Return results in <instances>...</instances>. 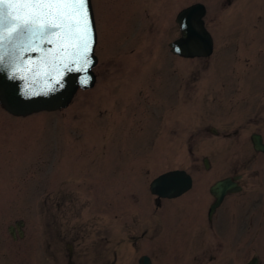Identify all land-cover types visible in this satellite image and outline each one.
Masks as SVG:
<instances>
[{"label": "rangeland", "instance_id": "rangeland-1", "mask_svg": "<svg viewBox=\"0 0 264 264\" xmlns=\"http://www.w3.org/2000/svg\"><path fill=\"white\" fill-rule=\"evenodd\" d=\"M156 1L166 2L167 7L173 2L91 0L97 31L96 80L90 89L78 90L68 107L27 117L12 116L0 107V264H21L13 254L24 244L31 251L40 247V264H53L55 216L63 226H58L57 240L63 241L71 240L61 230L67 221L79 226L98 222L113 236L119 227L124 232L123 225L134 228L161 221L150 216L156 207L148 185L182 162L181 155L186 152L179 149L181 126L193 123L194 107L203 98L216 97L224 105L240 97L236 92L247 95V88L244 93L220 88V83L227 81L225 67L232 56L230 49L222 47L223 40L216 48V59L223 65L216 77L211 74L213 69L195 74L196 61H183L169 52L168 43L177 36L174 18L180 4L168 7L165 14L160 9L158 21L151 25L146 12L151 5L157 6ZM240 1L238 7L244 6L246 19L238 33H264V25L257 24L264 0ZM226 18L217 25V34L233 30ZM204 80L217 82L219 87L206 90L196 84ZM254 81L257 86V79ZM257 91V87L250 89L255 96ZM218 113L215 122L228 119L227 107ZM208 150L199 149V156ZM211 150L213 163L223 170L248 161L253 162V169L261 168L260 175L250 179L251 184L259 183L255 195L259 202L252 209L257 216L252 218V211L243 204L244 193L223 203L213 225L238 231L232 233L233 243H238L232 249L227 250L225 243L230 240H222L225 256H221L227 257V264H242L256 254L264 264V216L260 214L264 154L253 149ZM207 203L206 199L203 207ZM181 217V227L190 222L199 231L195 221L201 219V226L206 225L205 217L191 212ZM17 220L25 222V236L13 240L7 228ZM174 223L175 218L165 220L166 228ZM221 232L218 235H223ZM147 246L146 242L138 249L122 245L118 263L137 264L140 255L152 252ZM231 251L232 257L228 255ZM163 253L161 248L155 264H164Z\"/></svg>", "mask_w": 264, "mask_h": 264}, {"label": "flooded vegetation", "instance_id": "flooded-vegetation-1", "mask_svg": "<svg viewBox=\"0 0 264 264\" xmlns=\"http://www.w3.org/2000/svg\"><path fill=\"white\" fill-rule=\"evenodd\" d=\"M156 2L157 6L154 8L151 5L150 10L146 12L151 25L158 21L157 16L160 9L165 14L168 13L166 11L168 7L180 4V9L174 18V23H176V17L182 10L193 5L202 6L204 14L201 20L203 27L211 37V52L208 55L194 56L193 58L173 55L183 61H196L197 65L193 70L195 74L199 75L204 70L209 72V69H213L211 74L216 77L219 66L221 68L223 66L216 59V48L221 45V40H223L224 44L222 47L230 49L229 51L232 56L230 57V65L225 67L227 81L220 83V88H237V90H242L243 93V89L247 88V95L242 96L241 91L236 92L240 97L228 100L224 105L218 103L216 97L203 98L194 107L196 113L192 115L194 118L193 123L190 125L185 123L181 126L179 149H183V152H186L187 161L185 160L186 154L183 153L181 155L182 162L179 166L167 171H184L189 175L191 185L184 193L172 198H158L150 193L156 207L155 210L150 212V216L156 217V219L161 218V221L152 222L151 226L143 225L134 228L123 225L124 232L122 233L119 227L114 236L107 234L106 229L98 222L94 223L92 221L89 224L90 221H88L86 226H79L72 224L71 221H67L64 229L61 228V230H64L66 236H69L71 240L63 241L57 240L60 233L58 226H63L61 223H58L55 216L53 217V264H119V251L122 245H129L132 249H138L140 245H144V242L149 245L147 247L152 252L140 255L137 259V264H139V259L143 255L149 258L151 264H155L154 260L161 248L164 251L162 257L166 260L164 264H227L229 260L227 257H223L225 256L223 253L225 248L222 240L225 238H227L226 240H230L225 241V243L227 250L232 249L233 246L238 245V243H233L234 238L232 233H238V231H235L234 227H232V231L215 227L213 221L218 211L228 198L244 193L245 201L243 204L247 205L250 211L259 202V198L255 196L259 192L256 188L259 183L251 184L250 179L258 177L261 168L253 169V162L248 161L238 165L234 164V166L223 170L213 163V151L211 149H255L252 137L257 136L261 138V143L264 147V33L257 36L238 33L244 26L243 21L246 19L244 6L241 9L238 7L241 5L240 0H173L172 3H167L168 7L166 6V2ZM260 10L257 14V24H261V27H263L264 8L261 7ZM197 12L198 9L194 14H197ZM224 17H227L225 21L227 24L230 23L233 30L231 29V32L226 35L217 34L215 29L218 28V24L222 23ZM186 18L191 21L194 15L191 14L185 17L182 25L179 23L175 24L177 36L172 41L186 36ZM193 22L195 23V20ZM234 27L236 28L234 29ZM190 36L195 41L200 42L202 40V34L200 33H194ZM255 37L257 39H254ZM169 52L171 53L170 49ZM254 79H257V86H254ZM196 84H201L206 90H215L217 86L219 87L217 82L207 80L201 83L197 82ZM183 85L186 86V83H183ZM255 87L258 90L256 96L253 92H250V89H254ZM234 93L233 91L232 94ZM224 107L228 108L229 113L226 116L228 119L224 121L217 120L215 122L217 118H220L218 111H222ZM180 118L186 119L184 115H180ZM199 149L210 150H208V153H204L202 156L200 154L199 156ZM223 179H230L236 184L238 191L227 193L222 203L210 216L209 210L215 200L210 189L216 182ZM206 199L209 203L203 207ZM261 205L262 211L260 214L264 216V197ZM164 206L165 208H163ZM166 207L169 208L166 210ZM158 210H161V212H158ZM203 210L205 211L203 212ZM190 212L195 217L197 215L200 218L205 217L204 221L206 225L203 227L201 226L202 219L195 221V223H199V231L194 230L195 226L191 227L190 222L185 227H181L180 225L181 216ZM252 213L251 217L257 216V211H252ZM172 218H175L174 225L166 228L165 220ZM24 227L22 228V236H19V232L15 230L16 239L18 236L19 239L24 238ZM244 228L242 230L246 232ZM237 229L239 228L237 227ZM220 230L223 235H218V231L220 232ZM195 233L198 235L194 236ZM55 234L57 235L55 236ZM227 242L229 243L227 244ZM262 248L264 250V243ZM31 249V247L27 248L26 244H24L13 255H18L17 257H19L18 260L21 264H40V247L34 248L33 251ZM232 252L228 254L231 257ZM253 257H257L258 264H260L261 258L259 254L247 258L242 264L247 263Z\"/></svg>", "mask_w": 264, "mask_h": 264}, {"label": "water", "instance_id": "water-1", "mask_svg": "<svg viewBox=\"0 0 264 264\" xmlns=\"http://www.w3.org/2000/svg\"><path fill=\"white\" fill-rule=\"evenodd\" d=\"M25 7L21 4L0 5L4 14L0 17L3 21L0 24V106L17 117L64 109L71 103L78 89H89L96 80L93 72L97 63L94 53L97 42L96 29L94 41L91 29L87 35L89 47L86 54L92 62L86 65L85 50L82 47H74L62 34H45L44 38L39 34L33 35L32 32L14 31L9 34L13 24L22 22ZM197 9L198 13L195 15ZM91 13L93 16L92 5ZM191 14L195 18L191 21L186 18V36L169 44L171 52L189 58L208 55L212 50V41L201 21L204 14L202 6L193 5L182 10L177 15L176 22L182 25L183 19ZM11 17L16 19L12 20ZM194 33L202 34L200 42L192 39L190 35ZM85 67L90 71H85ZM252 142L255 151L264 153L260 137H252ZM190 183V177L185 172L175 170L156 177L150 183L149 189L158 197L172 198L184 193ZM237 191L236 184L230 179L216 182L210 189L215 201L210 207L209 215L221 204L227 193ZM22 225V221L15 223L21 236ZM8 231L14 237V227L10 226ZM139 264L151 263L147 256H142ZM246 264H258V259L253 258Z\"/></svg>", "mask_w": 264, "mask_h": 264}, {"label": "snow or ice", "instance_id": "snow-or-ice-1", "mask_svg": "<svg viewBox=\"0 0 264 264\" xmlns=\"http://www.w3.org/2000/svg\"><path fill=\"white\" fill-rule=\"evenodd\" d=\"M21 4L26 6L23 10V19L20 24H13L9 34L14 31L19 33L32 32L42 38L45 34H62L63 38L70 41L74 47L85 50V64L91 63L87 56L89 47L87 35L91 29L93 41L95 39V22L91 13L90 0H0V5ZM0 10V17H3ZM15 20L16 17H11ZM3 21L0 19V24ZM2 62V61H0ZM85 71H90L85 67ZM14 79V77H9ZM89 79L91 77L89 76Z\"/></svg>", "mask_w": 264, "mask_h": 264}]
</instances>
